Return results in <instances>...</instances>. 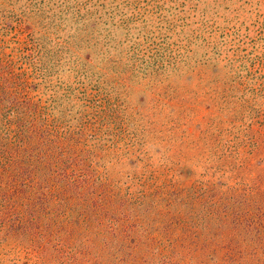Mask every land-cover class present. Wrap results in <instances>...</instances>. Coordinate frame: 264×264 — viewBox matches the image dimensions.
<instances>
[{"label":"rangeland","instance_id":"374dc122","mask_svg":"<svg viewBox=\"0 0 264 264\" xmlns=\"http://www.w3.org/2000/svg\"><path fill=\"white\" fill-rule=\"evenodd\" d=\"M0 77L69 184L33 205L0 164V264H48L34 231L59 259L264 264V0H0Z\"/></svg>","mask_w":264,"mask_h":264},{"label":"trees","instance_id":"16d2710c","mask_svg":"<svg viewBox=\"0 0 264 264\" xmlns=\"http://www.w3.org/2000/svg\"><path fill=\"white\" fill-rule=\"evenodd\" d=\"M0 80L3 82V86L0 87V164L1 167H8V169L5 170L8 171L7 177L10 176L9 182L6 183L7 187L16 190L24 196L27 192L30 191V195L36 198L33 205H36V203H45L42 195L48 192L52 197H60L62 193L69 191L67 189L69 187V184H66V190L65 185H63L66 182V180L64 179L65 175H63V173H60L58 169H51V165L49 163H46V165H42V168L36 167L34 165L33 159H31V154L28 153L29 151L27 148L28 142H30V140L33 138L36 139V144L39 146L47 143H53L52 140L45 137V135H48L50 133L47 130V126L49 124L45 126V123L44 125L38 123L36 126L35 115L38 113V106H36L37 104L33 105L30 98L27 97V94H24L22 96L23 99L21 97H19L20 99H18L17 94H13V91L6 89L7 87H9V80L1 77ZM26 87L27 86L24 85V87H20V90L22 92H25ZM24 109H28V116H31L30 120H26L24 118ZM12 117L17 119L13 121L11 119ZM43 119L45 120V117ZM13 125H15V129L11 128V126ZM55 147L57 148V146ZM54 191L58 192L55 193ZM36 194L39 196H36ZM79 195L80 197H83V195ZM103 196L104 195L98 194L96 195V198H98V200L102 202ZM68 198H72L71 194L68 196ZM227 219L228 218L223 217L219 220L222 225H226V223H229ZM34 234L32 235V239H29L27 241L29 243L27 244L26 242V247L36 251L38 255L41 256V259L44 261V263L48 262V264H50L52 262V264H104L103 258L101 256L93 257V260H91L92 262L90 261V259H88L89 250H91L89 248L90 245L86 244V242L89 241L88 238L84 237V241L80 243L79 247L72 250L74 252H72L71 254H66V256H63L65 258L61 257L60 261V256L57 257V255L55 254L63 249L65 244L62 243L60 247L55 250L54 254L53 252L48 251L46 242L38 240L37 236ZM88 234H90V231L87 232V235ZM18 242H21V239H19ZM107 244L111 248L109 243ZM104 245L106 247V244ZM60 252L62 253V251ZM115 258V264H138L136 259L125 262L124 260L119 259V255H117Z\"/></svg>","mask_w":264,"mask_h":264}]
</instances>
